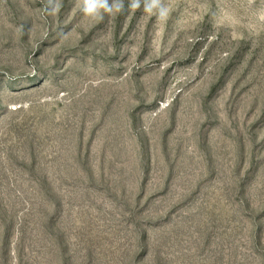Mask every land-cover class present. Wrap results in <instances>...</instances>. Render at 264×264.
Listing matches in <instances>:
<instances>
[{"label":"rangeland","instance_id":"374dc122","mask_svg":"<svg viewBox=\"0 0 264 264\" xmlns=\"http://www.w3.org/2000/svg\"><path fill=\"white\" fill-rule=\"evenodd\" d=\"M160 3L0 0V264H264V0Z\"/></svg>","mask_w":264,"mask_h":264},{"label":"clouds","instance_id":"9594fccd","mask_svg":"<svg viewBox=\"0 0 264 264\" xmlns=\"http://www.w3.org/2000/svg\"><path fill=\"white\" fill-rule=\"evenodd\" d=\"M132 8L140 7V0H132ZM145 11L151 12L160 8V15L163 16L165 10L162 8L160 0H145ZM124 9L123 0H82V12L89 17L103 19V14H111L113 11L119 13Z\"/></svg>","mask_w":264,"mask_h":264}]
</instances>
